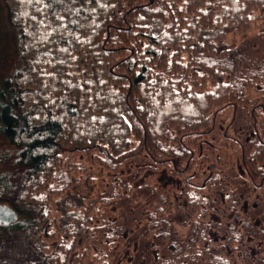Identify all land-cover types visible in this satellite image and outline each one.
<instances>
[{
	"label": "trees",
	"instance_id": "trees-1",
	"mask_svg": "<svg viewBox=\"0 0 264 264\" xmlns=\"http://www.w3.org/2000/svg\"><path fill=\"white\" fill-rule=\"evenodd\" d=\"M257 14L264 0H0V204L18 214L0 223V264H111L119 238L128 263L264 264ZM231 34L246 40L228 49ZM77 152L114 172L108 191L79 179ZM142 164L159 205L130 237L93 208L139 188Z\"/></svg>",
	"mask_w": 264,
	"mask_h": 264
},
{
	"label": "rangeland",
	"instance_id": "rangeland-1",
	"mask_svg": "<svg viewBox=\"0 0 264 264\" xmlns=\"http://www.w3.org/2000/svg\"><path fill=\"white\" fill-rule=\"evenodd\" d=\"M257 17L260 18L258 19L257 22L258 27L256 29V32H262L263 35L260 36L264 38V15L257 14ZM244 40L246 39L244 38L243 35L231 34L228 36V39L226 40V46L228 47V49H233L237 47ZM249 96L251 98L256 97V93L254 92V90L249 91ZM231 116H232L231 108L228 111L218 114L219 118L226 119L227 122L225 124H227L230 121ZM205 148H206L205 151L213 155L212 156L213 158L211 159L214 161L216 160L218 161L217 166H219V163L223 164L225 162L224 157L221 156L217 159H214L217 156L215 155L216 154L215 152L212 153L213 147L207 148L206 146ZM71 161L73 167L76 168V175L80 177L79 179L83 180L88 175L90 176L89 180L91 182V185L93 184L92 192L94 193L93 194L94 197H98L100 192H105L110 189L114 177V172L108 170V167H106L105 164L100 159H98L96 155H90V154L87 155V153L85 152L83 153L77 152L71 156ZM212 163H216V162H212ZM149 165L152 168V171L156 167L155 165L152 164ZM145 167L146 165L144 166L142 164L140 166V169L146 170ZM122 169H126V170H122V176L128 179L129 175L134 170V166L130 165L128 167L127 166L125 167L124 164H122ZM82 170H86V172H83ZM152 171H150L151 175L148 173V171L146 172V176H150V177H147L145 180L143 179L144 172H141L142 174H140L141 182L139 188L135 186L132 191L126 190L124 192L125 194L121 197L122 199L121 198H120L121 200L119 199L120 201H118L116 207L115 204H111L110 207H105V205H102L101 202L96 201L93 209L97 217L100 218L106 214H109L111 215V217H113V219L122 218L125 224H128V226L134 228L130 237L135 236L140 231H142V229L144 228V224L146 223V221H148L145 220V216L149 215L151 211L154 210L159 205V203L156 202L155 197L152 191L150 190V188L146 187L147 183L150 187L156 185L157 183L156 178L158 174L157 173L153 174L154 172ZM152 175L153 177H151ZM142 179L146 183H144ZM73 196H77V198L79 199L76 193L73 194ZM79 202L81 203V205H84L83 201H79ZM159 217L160 219L164 218L168 222L170 227L173 230H177L178 233L182 235V238L185 239L187 230L183 226V217L180 215V213L164 212L159 214ZM123 245H125V240L122 241L119 238V242L116 241L114 243H109L108 248H104L105 250H107V252L113 251L108 258V260L114 262V263L111 262V264H154L149 256V252L142 254V256L147 257L148 260H144L141 263V261L139 260V255L136 254L135 260L128 263V261H126L129 260L128 255L122 252V250L120 249V247H122Z\"/></svg>",
	"mask_w": 264,
	"mask_h": 264
},
{
	"label": "water",
	"instance_id": "water-1",
	"mask_svg": "<svg viewBox=\"0 0 264 264\" xmlns=\"http://www.w3.org/2000/svg\"><path fill=\"white\" fill-rule=\"evenodd\" d=\"M18 220L17 212L7 204H0V223L10 224Z\"/></svg>",
	"mask_w": 264,
	"mask_h": 264
}]
</instances>
